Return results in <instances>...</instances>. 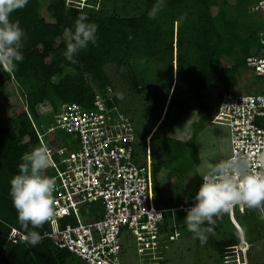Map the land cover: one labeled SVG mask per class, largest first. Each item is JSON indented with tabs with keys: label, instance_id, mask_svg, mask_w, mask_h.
<instances>
[{
	"label": "trees",
	"instance_id": "trees-1",
	"mask_svg": "<svg viewBox=\"0 0 264 264\" xmlns=\"http://www.w3.org/2000/svg\"><path fill=\"white\" fill-rule=\"evenodd\" d=\"M154 3L155 0H144L143 11L138 17H108L103 13L86 11L82 7L69 6L66 0H29L24 8L11 13L10 19L19 21L27 38L22 49L23 61L17 64L13 70H0V89L5 90L6 85L15 81L22 96L21 100L16 98V101L14 98L10 102L12 104L16 101L17 103L16 110L10 116L13 129L2 125L0 116V264H85L71 253L55 247L48 239L43 238L35 246L26 241L14 243L10 239L12 229L23 235L26 234V231L33 230L31 226L26 230L18 222L16 210L13 208L9 196V181L18 174V165L22 162L21 155L40 146L35 126L42 130L43 124L33 123V120L40 122L43 119L38 113V106L49 104L53 110L49 123L52 122L53 126L56 125L60 112L70 105L77 104L85 109L93 108L97 92L103 94L102 92L111 88L103 71L105 64L115 61L121 55H127L128 52L137 51L141 43H144L143 50L148 55L162 54L164 57L161 59L165 60L167 50L175 51L178 45L175 42L163 51L159 50L160 46L168 37L178 40L177 37L182 35L183 27L189 28L188 35L190 33V35L198 37L199 34L200 40L196 44L198 50L204 54L201 62L202 72L206 73L213 67H215V71H218L220 61L224 62L223 52L216 49L221 42L222 35L217 29L210 28L217 26L216 24L221 26L229 23L227 19L228 0H166L163 10L157 14L155 19H152L149 18L148 12ZM79 14H86L89 22L98 25L97 42L95 45L89 44L87 49L80 50L74 57L76 62L71 63L63 55L66 48L63 34L65 29L74 30L75 19ZM193 15H196L195 20H192ZM244 55L246 65V59L254 54L244 49ZM228 71L235 74L231 69ZM229 73L227 72L225 76L215 80L212 86L207 84L208 81L203 84L204 82L200 78L193 81L192 86L194 87L192 88L194 90H191L193 93L179 98L174 104L177 110L175 121L180 122L181 117H185L184 122H187L186 118L194 112L201 115L211 114L209 102L202 99L197 92L202 87L206 89L209 87L215 96L220 97L227 93L234 82V75L230 76L232 73ZM88 77L89 82L87 81ZM116 103L117 101L113 97V102H108V105L112 107ZM57 132L69 136L74 141L72 136L60 130L50 134ZM169 141L170 139L165 142V152L168 161L172 162L178 157L179 148L183 149L186 145L184 142H176L178 148L171 149ZM47 143L51 142L47 141ZM69 146L71 145L69 144ZM160 169L161 165H156L154 174H157ZM49 171L50 169H46L45 174ZM52 171L54 172V170ZM177 173L185 179L183 174L178 171ZM150 178V201L155 208L166 209L179 205L176 197L163 195L160 185L152 182L151 174ZM201 183L202 178L196 171L187 177L184 190L186 204L193 202ZM222 214L228 216L229 224L235 231L232 234L225 229L224 240L227 242V246L236 248L240 242L241 234L230 220L228 213L223 212ZM242 216L251 218L250 210ZM215 218L214 221H217L218 219ZM179 220L184 222L183 218ZM65 224L67 221H61L59 228H64ZM238 225L242 230L245 242L251 248L257 250V244L261 243L258 251L250 256V264H258L259 258L264 263V237L259 228L255 238H252L249 234H245L239 223ZM51 228L50 224L45 223L34 230L43 236ZM188 233L190 232L187 227H184L182 237Z\"/></svg>",
	"mask_w": 264,
	"mask_h": 264
},
{
	"label": "rangeland",
	"instance_id": "rangeland-1",
	"mask_svg": "<svg viewBox=\"0 0 264 264\" xmlns=\"http://www.w3.org/2000/svg\"><path fill=\"white\" fill-rule=\"evenodd\" d=\"M143 1L66 0V3L69 6L82 7L86 11L103 13L108 17H138L143 11ZM257 1L228 0L229 23L221 26L216 24L217 26L210 28L217 29L222 35L216 49L223 52L224 62L220 61L218 71H215V67L206 73L201 71L204 54L197 47L199 34L198 37L190 33L188 35L187 27H183L182 35L177 37L178 40L168 37L160 49L158 48L163 51L175 42L178 45L175 51H165V60L161 59L164 57L162 54L148 55L143 50L144 43H141L137 51L121 55L103 66V71L110 82L112 96L117 101L116 106L133 123L140 144L137 148L139 158L148 167L152 182L160 185L164 196L176 197L178 204H186L184 190L188 176L196 171L199 177L203 178L204 175L210 174L211 169L218 163L229 157L230 134L228 118L217 111L219 97L215 96L209 87L207 89L202 87L197 93L209 102L211 114L201 115L194 112L186 118L187 122H184L185 117L176 122L174 118L177 110L174 104L179 98L194 90L193 81L200 78L203 84L208 81L207 84L212 86L215 80L225 76L227 72L232 73H229L230 76L234 75L233 86L227 93L250 95L264 92V88H261L264 82L256 79L244 62V49L254 55L259 51V34L264 29V20L257 14H249L250 8ZM195 19L196 15H193L192 20ZM228 69L233 70L235 74ZM87 79L89 82V77ZM14 98L22 99L20 88L15 81L6 85L5 90L0 89L1 124L10 129L14 128L10 116L17 108V100L10 103ZM37 110L43 119L40 122L33 120V123H42L41 132L44 134L53 126L52 122L49 123L53 110L48 103L38 106ZM169 139L171 149L178 148L176 142H184L186 145L183 149L179 148L178 157L172 162L168 161L165 152V142ZM45 140L54 144L52 147L55 151L61 152L54 157L58 160L56 162L70 159L78 148L73 144L72 138L61 132L46 135ZM159 164L161 169L154 174V167ZM177 171L183 174L185 179ZM45 175L52 177L55 176V172L50 170ZM99 207L97 204L82 206V221L88 224L98 218L96 209ZM250 212L251 218L236 212L235 220L243 227L246 235L255 238L259 228L264 237V221L259 219V211L250 209ZM215 219L218 220L215 221L213 230L205 233V242L201 243L199 238H193V234L188 233L170 247L165 254L164 264H250V256L258 251L261 243L257 244V250L243 242H239L236 248L227 246L224 232L234 234V228L229 224L227 215L221 213ZM234 226L242 232L240 226ZM124 249L126 264H140L133 242L126 241ZM257 262L264 264L260 258Z\"/></svg>",
	"mask_w": 264,
	"mask_h": 264
},
{
	"label": "built area",
	"instance_id": "built-area-1",
	"mask_svg": "<svg viewBox=\"0 0 264 264\" xmlns=\"http://www.w3.org/2000/svg\"><path fill=\"white\" fill-rule=\"evenodd\" d=\"M264 20V0H258L249 10ZM264 29L259 34V51L246 59V67L256 79L264 82ZM261 88H264L262 83ZM97 92L93 108L73 104L57 116L56 125L46 133L35 126L40 146L48 148L54 170L57 207L62 211L44 239L60 250L76 256L85 264H126L124 243L135 244L140 264L164 263L165 254L182 237L185 218L191 204L157 209L150 201V172L139 158L136 131L132 121L113 102L112 91ZM218 114L228 118L230 155L248 160L250 171H261L257 157L264 154V92L256 94L224 93L219 97ZM57 130L74 138L78 148L70 159L57 163L60 155L45 140ZM227 158V159H228ZM196 195V194H195ZM195 198V196H194ZM100 206L96 218L84 223L81 207ZM245 205L233 206L228 213L236 226L235 214L245 215ZM179 215L182 217L179 218ZM67 221L59 228L61 221ZM73 221V223H71ZM241 236L243 233L240 231ZM23 234L12 229L14 243L25 241Z\"/></svg>",
	"mask_w": 264,
	"mask_h": 264
},
{
	"label": "clouds",
	"instance_id": "clouds-1",
	"mask_svg": "<svg viewBox=\"0 0 264 264\" xmlns=\"http://www.w3.org/2000/svg\"><path fill=\"white\" fill-rule=\"evenodd\" d=\"M29 0H0V70H13L23 61L25 30L19 21L11 20L10 15L22 9ZM166 0H155L148 12L155 19L163 10ZM98 25L89 22L86 14L75 19L74 30L65 29L66 44L63 55L66 60L75 63L74 57L89 44L97 42ZM264 43V40H261ZM122 98V97H121ZM18 174L10 181L9 196L16 210L18 222L27 230L23 239L35 246L43 236L34 229L46 222H53L62 209L57 207L53 193L57 185L54 177L45 175V170L53 165L49 150L41 145L21 155ZM256 166L261 171H250L248 160L232 156L218 163L210 174L204 175L195 195V203L187 210L184 223L193 238L205 242V233L211 232L215 224L214 217L229 211L233 206L245 205L249 209L259 210V219L264 221V154L257 157ZM239 226V225H238ZM247 243L241 236L240 243Z\"/></svg>",
	"mask_w": 264,
	"mask_h": 264
},
{
	"label": "crops",
	"instance_id": "crops-1",
	"mask_svg": "<svg viewBox=\"0 0 264 264\" xmlns=\"http://www.w3.org/2000/svg\"><path fill=\"white\" fill-rule=\"evenodd\" d=\"M96 210H98V214L100 213V207L99 208H97Z\"/></svg>",
	"mask_w": 264,
	"mask_h": 264
}]
</instances>
